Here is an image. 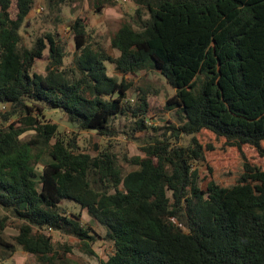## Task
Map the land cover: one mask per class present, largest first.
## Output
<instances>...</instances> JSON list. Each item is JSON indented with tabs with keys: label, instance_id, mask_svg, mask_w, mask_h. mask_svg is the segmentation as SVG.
I'll use <instances>...</instances> for the list:
<instances>
[{
	"label": "trees",
	"instance_id": "obj_1",
	"mask_svg": "<svg viewBox=\"0 0 264 264\" xmlns=\"http://www.w3.org/2000/svg\"><path fill=\"white\" fill-rule=\"evenodd\" d=\"M45 1L54 10L66 0ZM131 1L134 23H123L111 39L119 56L90 45L77 19L74 66L64 68L55 33L32 47L19 44L35 0H17L16 18L11 0H0V102L10 107L0 112V208L22 221L13 243L0 217V248L21 246L52 261L50 228L76 234L93 253L95 236L80 212L66 208L70 201L113 242L106 264H264V170L242 154L238 183L225 187L211 178L204 189L194 167L212 149L202 131L264 155V0ZM106 3L114 1L99 0L96 10ZM48 45L47 72L32 71ZM107 62L124 75L159 71L175 88L166 107L181 117L144 147L145 156L132 157L138 168L128 172L109 145L95 155L82 151L46 117L60 110L79 129L114 135V119L129 110V85L108 74ZM139 99L132 112L135 129L144 131L152 127L149 103ZM13 117L19 124L8 123ZM28 130L34 137L22 139ZM181 135L190 136L188 144L177 143ZM45 152L51 160L38 173Z\"/></svg>",
	"mask_w": 264,
	"mask_h": 264
},
{
	"label": "rangeland",
	"instance_id": "obj_2",
	"mask_svg": "<svg viewBox=\"0 0 264 264\" xmlns=\"http://www.w3.org/2000/svg\"><path fill=\"white\" fill-rule=\"evenodd\" d=\"M113 1V4L106 3L101 11H97L96 6L99 0H66L57 5L54 10L48 7L45 0H35L32 10L21 26L19 44L32 47L38 37L50 32L55 33L63 52V67H73L76 53L73 26L75 21L80 19L86 26L89 44L94 48L102 46L109 54L117 57L120 52L111 45V39L123 23H134L136 5L131 0ZM17 12V0H11V16L16 18ZM51 62L48 45L43 56L35 59L32 71L45 74ZM107 67L109 75L129 85L126 102L129 110L114 119V135L105 136L94 130L79 129L78 125L69 121L60 110L49 109L46 117L58 123L62 135L71 139L75 138L82 151L95 155L98 150L109 145L118 155L124 172H128L138 168L131 161L132 157L145 156L144 147L153 143L156 137H165L169 126H179L181 117L175 109L168 110L166 107V101L175 93V88L159 71L148 68L135 74L124 75L116 70L113 63L107 62ZM144 95L149 103L147 116L152 127L140 131L135 129L136 118L132 110L136 107L135 103ZM8 111L10 107L0 102V112L7 115ZM3 121L4 118L0 114V124ZM10 122H16L15 117L8 121ZM34 132V130L26 131L22 139L34 137ZM199 138L203 143H210L212 148L206 153L205 162L194 165L198 169L199 184L204 189L211 178H215L225 187L238 183L236 179L242 168V154L258 168V172L264 170V155L251 145L244 144L241 149L236 146L230 147L223 143V138H217L209 131H202ZM173 141H175L174 138ZM176 141L178 144L186 145L190 141V136L181 135ZM50 160L48 152L43 153L36 163L37 172L40 173L43 165ZM257 178L258 174L254 181H257ZM64 205L68 210L80 212L82 225L92 230L89 234L95 236L90 245L93 253L88 251L85 241L76 234L47 228L44 232L52 237L53 242V251L50 253L53 256L52 261L42 260L21 246H16L15 249L0 248V264H106L110 254L113 253L114 245L105 237L104 227L98 224L87 211L81 209L78 203L65 201ZM4 216H6L5 219ZM0 217L4 219V227L1 229L3 235L9 242L15 243V236L19 233L22 221L1 208Z\"/></svg>",
	"mask_w": 264,
	"mask_h": 264
}]
</instances>
